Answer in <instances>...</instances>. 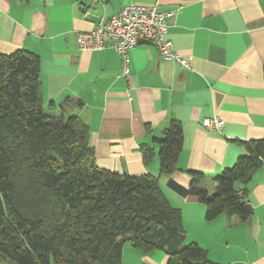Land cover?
<instances>
[{
    "label": "crops",
    "instance_id": "crops-1",
    "mask_svg": "<svg viewBox=\"0 0 264 264\" xmlns=\"http://www.w3.org/2000/svg\"><path fill=\"white\" fill-rule=\"evenodd\" d=\"M134 4L175 12L166 38L189 69L166 61L153 45L129 51L127 75L110 44L81 51L78 34L95 29ZM23 50L38 56L44 111L75 116L89 129L99 168L128 176L150 175L179 209L187 243L214 264H264V164L247 185L251 216L241 222L223 213L205 219L195 196H181L172 179L190 186L187 172L205 175L200 187L215 192L212 178L231 168L251 141L264 139V0H0V54ZM67 100L80 108L59 107ZM217 117L219 132L202 122ZM182 127L178 171L159 172L157 146L170 121ZM153 149L145 163L141 147ZM121 264H167L165 252L143 253L125 243Z\"/></svg>",
    "mask_w": 264,
    "mask_h": 264
},
{
    "label": "trees",
    "instance_id": "trees-1",
    "mask_svg": "<svg viewBox=\"0 0 264 264\" xmlns=\"http://www.w3.org/2000/svg\"><path fill=\"white\" fill-rule=\"evenodd\" d=\"M38 56L0 54V264H121L125 243L143 253L165 252L167 264H214L187 243L179 209L150 175L128 176L97 166L88 126L75 116L44 111ZM67 100L59 108H80ZM157 146L159 172L173 176L182 127L172 120ZM231 168L212 178L215 192L199 185L205 175L187 172L190 186L172 179L181 196H195L205 219L223 213L241 222L251 216L247 185L264 164V139L251 141ZM143 161L153 149L142 146Z\"/></svg>",
    "mask_w": 264,
    "mask_h": 264
},
{
    "label": "built area",
    "instance_id": "built-area-1",
    "mask_svg": "<svg viewBox=\"0 0 264 264\" xmlns=\"http://www.w3.org/2000/svg\"><path fill=\"white\" fill-rule=\"evenodd\" d=\"M175 12H159L154 7H142L130 4L106 22H99L88 33L78 34V47L81 51H96L110 44L123 61V75H127L129 51L140 41L151 43L159 55L166 61H173L182 68L189 69V60L173 53L172 43L166 38L169 21ZM203 126L219 132L223 121L217 117L205 119Z\"/></svg>",
    "mask_w": 264,
    "mask_h": 264
},
{
    "label": "water",
    "instance_id": "water-1",
    "mask_svg": "<svg viewBox=\"0 0 264 264\" xmlns=\"http://www.w3.org/2000/svg\"><path fill=\"white\" fill-rule=\"evenodd\" d=\"M138 45H152L151 43L147 42V41H140L138 43Z\"/></svg>",
    "mask_w": 264,
    "mask_h": 264
},
{
    "label": "rangeland",
    "instance_id": "rangeland-1",
    "mask_svg": "<svg viewBox=\"0 0 264 264\" xmlns=\"http://www.w3.org/2000/svg\"><path fill=\"white\" fill-rule=\"evenodd\" d=\"M1 264H4V263H1Z\"/></svg>",
    "mask_w": 264,
    "mask_h": 264
}]
</instances>
